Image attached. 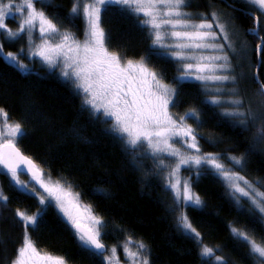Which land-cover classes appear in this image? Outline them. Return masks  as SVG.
Listing matches in <instances>:
<instances>
[{"label": "trees", "instance_id": "1", "mask_svg": "<svg viewBox=\"0 0 264 264\" xmlns=\"http://www.w3.org/2000/svg\"><path fill=\"white\" fill-rule=\"evenodd\" d=\"M73 3L74 0H38L36 6L58 27L81 36L85 23L82 17L71 13ZM189 3L187 10L196 16L212 11L208 3L229 13L241 34L249 39V73L240 87H244L252 103L260 100V116L264 115V95L259 94L255 79L258 40L249 33L254 20L246 11L259 13L244 0ZM102 27L110 36V51L125 60L143 58L164 82L177 88V105L171 108L176 118L190 109L197 110L198 119L187 121L195 128L201 151L221 155L229 166V155L243 157L237 172L261 183L264 190V144H258L253 137L264 121L260 120L256 127L241 125L237 118L224 115L222 105L207 101L209 94L201 83H177V63L167 56L151 55L147 32L134 16L118 6L105 9ZM29 62L33 67L24 70L0 58V108L23 126L25 136L17 143L20 149L47 175L69 184L102 218L101 240L108 251L131 238L146 245L149 264H216L201 256L202 245L214 248L217 255L226 258V264H260L230 229L235 226L249 231L260 240L264 238V224L258 222V214L249 211L245 200L237 203L232 198L224 181L211 169L203 168L199 177L192 171V188L202 206L177 204L166 187L160 155L153 156L145 148L133 151L126 147L110 131L111 125L104 117L96 118L85 110L82 95L58 70L38 60ZM259 75L264 82V64ZM0 192L8 197L6 205L0 204V264H11L23 241L24 227L15 215L16 210L34 215L41 208L44 211L38 227L28 230L40 252L62 256L66 264H107L104 255L90 256L81 248L75 230L55 203L40 205L39 197L20 191L7 173L0 174ZM182 211L200 233L199 238L179 227L177 214Z\"/></svg>", "mask_w": 264, "mask_h": 264}, {"label": "snow or ice", "instance_id": "2", "mask_svg": "<svg viewBox=\"0 0 264 264\" xmlns=\"http://www.w3.org/2000/svg\"><path fill=\"white\" fill-rule=\"evenodd\" d=\"M38 0H0V35L15 41L20 36L28 37L32 42L33 32L38 30L42 43L35 44L30 55L39 57L49 67L59 68L61 75L70 80L83 97L85 110L90 111L96 118L104 117L111 125L110 131L116 134L126 147L133 151L140 148L150 150L153 156L166 154L176 158L175 167L169 172V177H175L182 165L196 166L197 176L202 166L210 168L215 175L227 183L237 203L241 198H247L249 211L258 214L260 223L264 224V191L251 181L232 171L218 154L194 155L182 151V147L200 153L195 129L187 124L188 119H198L196 109L186 111L182 116L174 118L170 108H175L178 100L177 88L163 82V77L148 66L142 58L140 61L125 60L120 54L109 50V34L102 27V14L109 6H118L125 13L134 16L150 39L149 52L155 56H170L177 63V83L194 79L201 82L208 93H220L219 86L223 82L235 84L236 76L227 47L235 51L229 40L225 24L220 22L216 11L193 13L186 11L190 6L189 0H74L71 13L82 17L85 23L84 39L79 40L74 33L62 31L57 23L45 15L44 11L35 7ZM254 6L259 15H254V27L249 32L256 36L261 43L255 48L258 64H264V36L261 35V25L264 23V0H246ZM19 16L18 30L7 26L8 17ZM197 19L199 22H197ZM218 30V31H217ZM24 52V49H20ZM0 58L15 64L18 68H26L20 62L19 54L8 52L4 54L0 44ZM259 83V94L264 95V82L259 75L255 77ZM215 86V87H212ZM233 93L236 88L231 89ZM209 103H223L217 95H211ZM229 104L242 105L240 99L228 101ZM226 116L239 119L241 124L256 119L264 121V115L259 117L251 112L240 111L236 107L226 111ZM0 168L6 169L20 191H31L39 197V204L48 206L53 201L63 214L66 222L75 230L81 248L90 256L105 253V245L101 242L103 220L92 215H85L77 202L78 194L73 196L57 181L53 185L45 183L43 173L17 147V141L25 136L20 122L10 123L8 113L0 108ZM258 144H264V125L255 136ZM180 145V147H177ZM228 160L233 165H242L243 157L230 156ZM163 166L164 160L159 159ZM24 166V167H22ZM31 173V179L43 189L47 196L41 195L29 182H22L19 175ZM243 182V186L241 184ZM71 187L70 185L68 186ZM166 187L170 189L177 204L201 207V198L193 191L189 180L172 182L168 180ZM238 194V195H237ZM8 197L0 192V204L6 205ZM41 208L36 214L16 210V217L23 224L24 236L21 246L17 249L16 257L11 264H66L62 256L42 254L29 235V228H37ZM87 221V223H86ZM178 225L186 232L199 238L200 233L192 226L187 215L178 217ZM234 238L243 241L249 254L264 264V238L257 240L249 231L235 226L230 229ZM129 238V243H131ZM138 251L130 252L127 244L125 251L133 260V264H149L147 256H142L146 249L143 242H138ZM112 257L116 248L111 249ZM201 256L215 261L216 264H226V258L217 255L212 247L203 246ZM142 258H138L141 257ZM112 257H107L111 264ZM118 264V261H117Z\"/></svg>", "mask_w": 264, "mask_h": 264}, {"label": "rangeland", "instance_id": "3", "mask_svg": "<svg viewBox=\"0 0 264 264\" xmlns=\"http://www.w3.org/2000/svg\"><path fill=\"white\" fill-rule=\"evenodd\" d=\"M244 1H246V0H244ZM35 7L37 8L36 5H35ZM208 8L210 9V11L212 10V11H216L218 13V15L220 17V22L223 23V24H225L226 29H227V32H228V35H229V40H230V42L232 43V45H233V47L235 49V51H233L232 49H229L227 47V42L223 41V39L221 38L220 42L221 43H225V49L224 50L226 52H228L229 57L231 59V63L233 65V69H234V74L236 76V81H235V84H233L230 81L229 82H223L222 84H220L219 86L222 88V91L220 93H216L214 91L211 92V93H208L207 92L209 94V96L207 98V101L209 100V98H210L211 95H217L223 101V103L220 104V105L223 106V108L225 109V111H232L236 107H239L240 111H243V112H251L255 116L259 117L260 116V111H261L260 110V100L257 98L256 99L257 100V104L252 103L249 100L248 94H246V91L244 90V87H240V86H243V84H241V82H243L244 79L248 77V73H249L250 60H251V55H250V43L251 42L249 41L248 38H246L245 36H243L241 34L240 28L238 27V25L235 22L234 18H231L230 17L229 13H226V12H224L222 10H219V9L213 7L212 3H208ZM37 10H40V9L37 8ZM186 11H188V10L186 9ZM202 13H205V12H202ZM193 15H194V17H196L195 13H193ZM20 22L21 21H20L19 16H16V17H11L10 16L6 20L7 26L10 29L14 30V31L18 30V23H20ZM197 22H199L198 19H197ZM262 29H263V32H264V23H262ZM61 30L62 31H68V30H65V29H61ZM68 32H71V31H68ZM84 32H85V28H84ZM84 32H83V34L81 36L78 35L75 32H71V33H74L75 36L79 40L82 41L84 39ZM15 43L17 44L16 46H14ZM40 43H42V40L39 37L38 30L33 32L32 42H29L28 37L27 36H24V35L20 36L15 41L9 40L5 36L0 35V44L3 45L4 54L6 55L8 52H13V53L19 54L20 62L23 63L24 65H26V68H23L24 70H30L33 67L31 65V63L29 62V60H38L39 62L43 63L39 57H33V56L30 55V50H33L34 49L35 44H40ZM22 48L24 49V52H21L20 51V49H22ZM167 57L170 58V59H172L170 56H167ZM43 64L46 65L47 67H49L47 64H45V63H43ZM49 68L50 69H56L61 74V71H60L59 68H53V67H49ZM65 80H67V79H65ZM67 81L70 82V84L73 86V84H72V82L70 80H67ZM186 81H195V82L201 83V82L196 81L194 79H188ZM164 83H166V82H164ZM166 84H168V83H166ZM212 87H215V86H212ZM233 87L236 88V92L235 93H233L231 91V89ZM74 89L79 93V91L75 87H74ZM233 99H240V100H242L243 101L242 105L237 106V105L229 104L228 101L229 100H233ZM173 116H174V114H173ZM174 118H176V117L174 116ZM237 121H239V119H237ZM9 122L10 123H15V121L11 120L10 118H9ZM187 124L190 125L193 129H195L190 124V122L187 121ZM241 125H244L246 127H249V126L256 127L258 125L260 126V119H256L254 124H253L252 121H249L247 124H241ZM0 127H2V125H0ZM255 136H256V133L253 134V137L254 138H255ZM17 143H18V141H17ZM197 143H198V146H199L198 139H197ZM177 147H180V145H177ZM181 150L184 151L185 153H191V154H194V155H199L201 153L202 154H206V153H203L201 151V149H200V153H195L194 150L187 149L186 146L185 147H182ZM158 155H160V157L164 160V165L162 167L164 168L163 175H164V178H165V184L168 183V180L169 179H171L172 182H175L177 179H179V180H189L190 183H191V185H192V182H193L192 181V176H193L192 175V171L194 172V174L196 175V177H199V176H197V168L194 165L193 166L182 165L180 167L179 172L176 174L175 177H169V172L172 170V168L175 167V164L177 162L176 161V158L175 157L167 156L166 154H157V156ZM219 156L221 157V155H219ZM230 156H233V155H229L228 157H230ZM219 162L224 163L228 168H230L232 171H236V172H237L238 167H240V165H233L232 161H231V163H232L231 166L227 165L222 159ZM165 165H166V167H168L167 170L165 169ZM203 168H208V167L207 166H202L199 169V172ZM208 169H210V168H208ZM41 171L43 172L42 179L44 180L45 183H48L49 185H53L57 181H59L60 184L65 188V190L71 192L73 194V196H75L76 194H78L72 187L69 188L68 187L69 184H67L65 181L54 179V178L50 177L49 175H47L42 169H41ZM1 173H7V170L0 168V174ZM7 174L11 178V175L9 173H7ZM239 174L241 176H244L241 173H239ZM19 179L22 182H29L30 183V188L32 186H34L41 195L47 196V193H44L43 192V189H41L39 187V185L36 184V182L31 179V176H26L25 174H20L19 175ZM246 179L249 180V181H251V182H253L259 188L260 191H264L262 189L261 183H259L257 181H252V180H250L248 178H246ZM224 183L227 186V183L225 181H224ZM241 184L243 186V182H241ZM227 188H228V190H229L232 198L235 200V198H234V196L232 194V191L229 189L228 186H227ZM29 193H32V192L29 191ZM244 200L247 202V198H241L240 202H243ZM77 202L80 205L81 211L84 212L85 215H87L90 212L92 215L96 216L95 213L93 212V210L91 209V207L88 206L87 204H85L82 201V199H81V197H80L79 194H78V197H77ZM52 203H55V202L53 201ZM184 206H188V205H184ZM181 214H185L186 215V213L184 211H182V212H178L177 217H179ZM177 220H178V218H177ZM86 223H87V221H86ZM184 233H186V232L184 231ZM126 244H127L128 250L130 252H137L138 251V247H137L138 242L132 241L131 243H129V240H127V241H125L123 243H120L117 246H113V247L116 248V254H115L114 257H112V253H111V249L113 247H111L109 249L108 253H106L104 255V258H105L107 264H109V261H108L107 257H112L111 264H117V261H118V264H133V260L127 255V253L125 251V245ZM203 246H206V245H202L201 246V250H202V247ZM141 251H142V256H147L148 257V249H147V247H146L145 250H141ZM42 254H45V253H42ZM142 256L141 257H138V258H142ZM148 259H149V257H148Z\"/></svg>", "mask_w": 264, "mask_h": 264}, {"label": "water", "instance_id": "4", "mask_svg": "<svg viewBox=\"0 0 264 264\" xmlns=\"http://www.w3.org/2000/svg\"><path fill=\"white\" fill-rule=\"evenodd\" d=\"M249 15H250V13H253L254 15H258V14H256V13H254L253 11H246ZM254 15H250V16H252L253 18H254ZM260 43H261V41H260ZM259 43V44H260ZM258 59V58H257ZM260 67H261V64H258L257 65V67H256V71H255V77L257 76V75H259V71H260ZM259 78H260V75H259ZM260 81H262L261 80V78H260ZM17 147L19 148V150L25 155V156H27L21 149H20V147L17 145ZM27 157H29V156H27ZM30 158V157H29ZM32 159V158H31ZM33 160V159H32ZM33 162L36 164V162L33 160ZM22 167H24V166H22ZM39 168V167H38ZM42 172V171H41ZM22 174H25L26 176H31V173H28V172H24V173H22ZM102 242V241H101ZM107 252V247L105 246V253ZM104 253V254H105Z\"/></svg>", "mask_w": 264, "mask_h": 264}, {"label": "flooded vegetation", "instance_id": "5", "mask_svg": "<svg viewBox=\"0 0 264 264\" xmlns=\"http://www.w3.org/2000/svg\"><path fill=\"white\" fill-rule=\"evenodd\" d=\"M250 16V15H249ZM250 17H252V16H250ZM252 19L254 20V18L252 17ZM254 26H252V27H250L249 29H251V28H253ZM250 33V32H249ZM251 34V33H250ZM252 35V34H251ZM261 35H263V31H262V27H261ZM254 38H256L258 41L256 42V46L260 43V40L256 37V36H254V35H252ZM170 110H171V108H170ZM171 112H172V110H171ZM173 114V113H172ZM43 176V175H42Z\"/></svg>", "mask_w": 264, "mask_h": 264}, {"label": "bare ground", "instance_id": "6", "mask_svg": "<svg viewBox=\"0 0 264 264\" xmlns=\"http://www.w3.org/2000/svg\"><path fill=\"white\" fill-rule=\"evenodd\" d=\"M248 11H249V10H248ZM254 13H255V12H254ZM261 27H262V25H261ZM262 31H263V29H262ZM262 36H264V32H263V35H262ZM261 59H262V57H261ZM258 84H259V83H258ZM259 86H260V85H259ZM36 165H37V164H36ZM37 167H38V165H37ZM39 169H40V168H39ZM40 170H41V169H40ZM42 173H43V172H42ZM101 241H102V240H101ZM102 243H104V242L102 241ZM104 245H105V243H104ZM105 246H106V245H105ZM106 247H107V246H106ZM107 251H108V248H107ZM106 253H107V252H106ZM106 253H105V254H106ZM105 254H104V255H105Z\"/></svg>", "mask_w": 264, "mask_h": 264}]
</instances>
